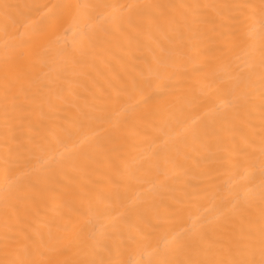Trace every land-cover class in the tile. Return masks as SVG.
Returning <instances> with one entry per match:
<instances>
[{
  "label": "bare ground",
  "instance_id": "1",
  "mask_svg": "<svg viewBox=\"0 0 264 264\" xmlns=\"http://www.w3.org/2000/svg\"><path fill=\"white\" fill-rule=\"evenodd\" d=\"M0 264H264V0H0Z\"/></svg>",
  "mask_w": 264,
  "mask_h": 264
}]
</instances>
